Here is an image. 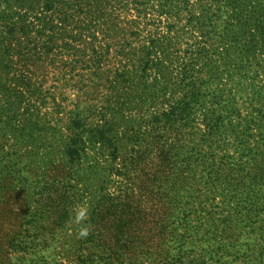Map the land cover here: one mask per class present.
I'll use <instances>...</instances> for the list:
<instances>
[{"label":"rangeland","instance_id":"obj_1","mask_svg":"<svg viewBox=\"0 0 264 264\" xmlns=\"http://www.w3.org/2000/svg\"><path fill=\"white\" fill-rule=\"evenodd\" d=\"M219 1L211 0L216 15L213 20L215 31L210 39L205 38L203 29L194 27L195 21L202 18V8L197 0H192L196 8L190 14L183 8L184 0H148V15L141 20L140 36L122 38L124 41L108 40L115 48L111 51V63L106 65V75L98 84L84 79L78 82L80 75L86 73L77 66L75 71L68 70L59 78L58 72L48 69L41 76L43 80L37 81L42 89L39 93L41 101L36 97L21 101L0 98V264H32L29 262L32 257L23 258L12 247L14 238L28 226V209L38 214L41 208L37 204L44 196L54 199L64 191L63 202L56 200L60 202L59 209L65 210L63 213L69 212V218L62 226H56L51 240L46 242L50 245L33 257V264H76L77 249L93 229L89 220L100 196L104 192L116 194L127 187L129 179L125 177L123 164L136 139L145 137L152 124L163 119L162 112L168 106L166 102L171 103L182 95L177 60L197 58L202 47H207L208 52L197 61V74L200 82L208 85L204 91H220L231 102L230 110L224 113L227 129L222 135L211 134L207 118L211 107L207 104L204 110L201 106L183 132L186 133L183 156L191 148H198L206 157L208 172L213 167L218 169L219 161L229 153L232 163L242 166V143L238 140L242 119L257 121V132L264 133V118L253 112L256 106L264 113V57H258V63L248 67L246 79L254 91L248 87L242 92V71L235 69L242 43L233 49V60L228 62L226 49L230 37L226 26L232 22L231 11L228 0ZM244 2L247 12H255L258 4L261 6L257 9L264 8V0ZM220 5L221 10L218 9ZM191 16L195 18L194 22ZM239 31L242 38V31ZM153 40L161 44L153 50V60L163 69L148 71L144 68L145 61L141 67L128 64L124 70L120 68L123 64L120 62H132L126 60L130 58L129 54L124 60L116 53L121 45L127 43L126 52L129 53L130 49L136 51L132 45L138 51L146 49ZM141 51L139 57L143 56ZM159 71H163L165 77L160 76ZM115 78H118L117 82ZM255 91L258 92L255 95L257 102L253 99ZM115 109L119 112H113ZM77 115L86 125L83 132L70 128L71 119ZM112 124L116 126V133L107 130L112 143L108 146L109 143L98 141L95 134L99 127L107 129ZM158 135L162 143L166 142L165 135L171 142L177 139L164 128L159 129ZM75 138L80 141L75 149L78 151L70 155V142ZM141 142L143 144L144 140ZM198 177L199 191L194 190V196H190L192 188H187L172 223L182 233L192 234L186 237L184 249L194 251V257L202 261L210 245L203 238L210 220L220 228L231 227L223 219L237 212L238 225L229 229L228 237L223 240L227 243L226 253L214 258L207 255L204 264H264V180L245 188L242 181L212 184L207 177ZM53 220L55 217L49 216L43 225L53 230ZM217 257L219 261H216Z\"/></svg>","mask_w":264,"mask_h":264},{"label":"trees","instance_id":"obj_2","mask_svg":"<svg viewBox=\"0 0 264 264\" xmlns=\"http://www.w3.org/2000/svg\"><path fill=\"white\" fill-rule=\"evenodd\" d=\"M146 1L148 0H0V98L21 101L36 97L37 101H41L42 95L39 93L42 89L37 81L43 80L41 76L48 69L58 72L59 78L61 74H67L68 70L75 71L77 66L86 73L80 75L78 82L84 79L98 84L106 75V65L111 63V51L115 48L108 40L124 41L122 38L140 36L141 20L148 15ZM197 1L202 8V18L195 21L194 27L203 29L205 38L210 39L215 31L213 20L216 14L212 11L211 0ZM228 4L232 22L226 26L230 37L226 56L228 62H231L233 49L242 43L235 69L242 71V92L248 87L250 91H254L252 84H248L246 74L249 64L258 63V57H264V8L257 9L261 6L258 4L255 12H247L244 0H228ZM195 6L192 0H184L183 8L188 14L194 12ZM218 9L221 10L222 5ZM190 19L193 22L195 20L193 16ZM239 30L242 31V38ZM126 45L127 43L121 45L116 53L124 60L129 54L131 59L128 57L126 60L132 62H120L123 63L121 69L127 68L128 64L141 67L144 61V68L148 71L163 69L153 60V50L161 45L157 40H153L146 49L138 51L132 45L136 51L130 49L129 53L126 52ZM140 50L143 56L139 57ZM206 52L207 47H202L197 52V58L177 60L182 95L171 103L166 102L168 106L162 112L163 119L152 124L145 137L136 139L130 156L123 164L125 177L129 179L127 187L116 194L104 192L100 196L89 220L93 229L77 249L76 264H204L205 256L222 257L219 254L226 253L227 243L223 240L228 237L229 229L237 227V212L234 216L223 219L231 227L220 228L210 220L209 228L203 233V238L210 245L207 246L202 261L194 257V251L184 249L186 237L192 234L187 235L178 226H172L176 211L180 209L182 194L188 187L192 188L190 196H194V190L199 191L198 175L212 180V184L242 181V187L245 188L264 180V133L257 132V121L253 123L251 119H242V133L238 137L242 143V166L232 163L229 153L219 161L218 169L213 167L208 172L206 157L198 148H191L183 156L186 144V133L183 132L191 125L196 110L201 106L204 110L207 109V104L211 107L207 114L211 134H221L227 129L224 113L230 110L228 105L231 102L220 91H204L208 85L204 81L200 82L197 74V61ZM158 74L165 77L163 71ZM117 79L114 81L117 82ZM257 93H253L254 102H257ZM243 105L242 102V118ZM113 112L119 110L115 109ZM253 112L264 118V113L256 106ZM70 124V128L75 131L86 130L85 123L81 122L78 115L71 119ZM110 127H99L95 134L98 141L109 143L108 146L112 143L106 134L107 130L116 133V126L112 124ZM161 128L173 133L177 139L171 142L165 135L166 142L162 143L158 135ZM79 143L76 138L71 140L68 149L70 155L74 151L77 153L78 150L75 149ZM156 145L160 147L156 148ZM65 193L58 194L56 198L63 202ZM56 198L44 196L37 204L41 208L38 214L28 209V226L14 238L12 247L23 258L27 255L32 257L29 258L32 264L33 257L50 245L46 242L56 226H62L69 218L68 211L63 213L65 210L59 209L60 202ZM51 211L53 214L49 213ZM49 216L55 217L53 230L43 225ZM196 232L199 233L198 228ZM219 260L220 258L216 261Z\"/></svg>","mask_w":264,"mask_h":264}]
</instances>
